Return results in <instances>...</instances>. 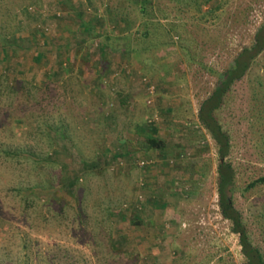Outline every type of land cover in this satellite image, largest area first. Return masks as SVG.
<instances>
[{"label": "rangeland", "instance_id": "obj_1", "mask_svg": "<svg viewBox=\"0 0 264 264\" xmlns=\"http://www.w3.org/2000/svg\"><path fill=\"white\" fill-rule=\"evenodd\" d=\"M263 25L264 0H0V264H248L199 113ZM214 115L264 255V51Z\"/></svg>", "mask_w": 264, "mask_h": 264}, {"label": "trees", "instance_id": "obj_2", "mask_svg": "<svg viewBox=\"0 0 264 264\" xmlns=\"http://www.w3.org/2000/svg\"><path fill=\"white\" fill-rule=\"evenodd\" d=\"M264 51V25L257 34L252 47L245 49L236 59L233 67L224 75L214 93L203 102L199 118L205 128L211 133L219 146L220 164L219 173V206L223 216L233 224V230L240 235L241 246L248 264H264V255L250 240L246 225L241 213L236 209L232 193L234 184V169L226 160L230 152V138L222 125L217 121L214 112L218 110L232 84L242 78L250 68L252 62ZM40 55L37 56V59ZM153 140V139H152ZM154 142V141H153Z\"/></svg>", "mask_w": 264, "mask_h": 264}, {"label": "built area", "instance_id": "obj_3", "mask_svg": "<svg viewBox=\"0 0 264 264\" xmlns=\"http://www.w3.org/2000/svg\"><path fill=\"white\" fill-rule=\"evenodd\" d=\"M144 82H145V84L147 85V90H148L149 94L154 95V93H155V91H156V86L153 85V84H151V83H149V82L147 81V79H145ZM151 103H152V100H149V104H151ZM157 120H158V117L155 116L153 119H150L149 122H150V123H153V122H155V121H157ZM143 164H144V163H143Z\"/></svg>", "mask_w": 264, "mask_h": 264}]
</instances>
